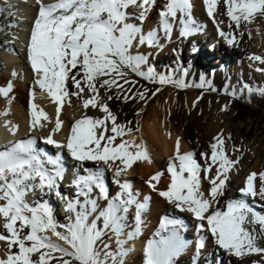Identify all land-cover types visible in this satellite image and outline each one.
<instances>
[{"label": "snow or ice", "instance_id": "6c2138e0", "mask_svg": "<svg viewBox=\"0 0 264 264\" xmlns=\"http://www.w3.org/2000/svg\"><path fill=\"white\" fill-rule=\"evenodd\" d=\"M203 2L208 16L217 23L219 35L229 45L237 43L236 33L231 31L233 24L239 30L242 23H252L258 16L264 17V0H223L230 29L225 33L219 27L223 22L215 20V9L221 0ZM37 3L39 12L31 32L28 59L37 76L35 83L41 89H46L58 105L55 128L43 138L44 142L59 149L65 147L53 136L62 127L58 117L64 98L75 95L83 100L85 109L89 106L98 108L105 115L101 118L84 117L74 122L66 144L72 159L81 165L85 161H93L108 167L119 160L123 167L116 165L114 175L119 191L115 196L109 195L103 179V168H85L87 175H80L77 171L72 182L76 189L75 196L61 197L66 200L65 210L74 215L68 217L67 224H58L47 202L34 201L29 204L25 197L28 192L36 190L41 194L55 191L57 196L61 195L57 184L63 178L61 156L53 158L38 150L35 138L5 145L0 150V218L3 219L2 227L7 235L0 234V241L7 242L8 252L6 257L0 258V264H52L53 261L56 264H123L127 250L120 237L128 227L127 215L135 207L134 228L127 233L128 239H132L140 232L148 197L140 201L131 183L128 180L121 182L119 177L134 162L145 160L151 163V158L143 142L123 139L132 129L117 123V117L107 103L100 101V89L111 91L116 88L117 99L127 101L138 97L144 100L147 90L131 96L127 94L132 88L125 89V85H135L134 81L127 78L128 71L153 83H173L179 88L192 86L183 79L174 80L171 76L158 75L151 66L147 71L143 70L142 66L147 63L146 57L139 53L134 55L132 49L144 45L159 46L160 30L170 39L177 25L181 37L196 34L202 26L192 16L191 0H165L164 7L159 11V27L146 33L141 25L155 0H56L51 4L37 0ZM130 8L138 10V14H130ZM130 19H138L140 24L130 23ZM251 58L264 63V57ZM69 81L76 89L75 92H69ZM206 83L201 77V82L194 86L202 88ZM12 87L11 82L7 87H0V95L8 97ZM86 90L89 96L84 97ZM259 92L264 95V88L259 89ZM112 98L108 96L109 100ZM36 107L30 104V127L38 126L41 118L48 119L46 113L42 110L37 112ZM0 114L8 113L5 111ZM9 131L15 135L18 126L14 125ZM118 138L119 143L116 142ZM215 139L216 143L211 145L212 163H206L203 167L195 159L194 153H180V142L177 139L176 154L167 165L170 183L166 189L159 190L158 194L180 211L192 213L200 222L199 229L209 231L215 244L225 252L237 257L264 255V247L258 244V240L264 237V214L257 212L246 199L257 195L264 197V172L250 173L244 187L238 190L240 198L225 201L226 210L214 209V205L220 204V197L225 195L228 173L236 163L224 151V140L221 137ZM130 148L134 150L130 151ZM201 155L207 161V153ZM214 164L218 165L216 175L209 176ZM162 175V172H157L150 177L148 184L154 191ZM257 178L261 185L259 192L255 187ZM202 180H207L209 184L207 192L202 188ZM94 190L98 191L95 198ZM101 199L106 201L104 207L98 203ZM181 224L180 220L165 218L161 229L168 234L158 232L156 235L159 239L147 242L144 264H174L175 257L188 243L177 230ZM169 225L172 226L170 231ZM247 225H251V231ZM256 225L260 226L258 232ZM60 228L64 231H59ZM49 231L67 243L71 251L53 241L47 235ZM109 232L116 237L119 246L115 253L109 251V244L103 243L102 238ZM204 246V238L198 239L197 251ZM14 247L18 251L13 252ZM253 264L259 262L254 261Z\"/></svg>", "mask_w": 264, "mask_h": 264}, {"label": "bare ground", "instance_id": "6f19581e", "mask_svg": "<svg viewBox=\"0 0 264 264\" xmlns=\"http://www.w3.org/2000/svg\"><path fill=\"white\" fill-rule=\"evenodd\" d=\"M156 1L141 25L145 33L159 27V11L164 7L165 0H161L158 5ZM42 2L51 4L56 0H42ZM191 2L192 16L197 24L202 26L199 32L188 37H181L179 25H177L169 39L164 35L163 30H160L159 46L134 47L132 53L134 55L143 54L146 57L147 63L142 66L143 70L147 71V68L151 66L158 75L171 76L174 80L183 79L186 84L192 86L179 88L173 83L163 85L157 83L159 91H156L155 95L146 93L144 100L137 97L127 101L116 98L118 91L115 88L111 91L100 89L99 99L102 103H107L111 112L117 117V123L132 129V132L125 135L123 139L128 141L135 139L136 143L143 142L151 158V163L145 160L134 162L119 177L121 182L128 180L131 183L132 190L140 201L148 197L147 208L142 215L143 223L140 232L132 239H128L127 233L134 228L135 207L130 209L127 215L128 227L124 235L120 237L124 241L123 247L127 250V254L123 257V264H144V248L147 242L159 239L156 235L158 232L162 235L168 234L161 229L165 218L182 222L177 226V230L181 238L188 242L185 249L175 257L174 264H200L201 259L205 257L208 259L207 264H213L209 262L213 258L215 264H253L254 261L264 264V255L250 254L237 257L220 249L209 231L199 229L200 222L194 218L192 213L180 211L174 204L158 194L159 190L166 189L170 183L167 165L176 154L177 139L180 142L181 154L194 153L195 159L202 167L206 163L211 164V145L216 143V137L224 140L223 148L226 154L230 149L228 147L230 143H226L225 138L232 127L231 115H228V108L225 109L227 105L223 96L244 99L252 86L257 89L264 88V71L257 70L264 69V63L251 58L264 57V17L258 16L252 23H242L239 30L233 24L231 31L236 33L237 43L229 45L219 35L217 23H214L213 19L208 16L203 0H191ZM224 8L223 0H221L215 9V20L223 22L219 24V27L227 33L230 31L229 18L225 15V11L222 12ZM128 11L133 15L138 14L136 9L130 8ZM38 12L37 0H0V87H7L10 82L13 86L8 97L0 95V113L5 111L8 113L7 115L0 114V150H3L4 145L12 142L13 139L35 138V146L38 150L53 158L57 155L61 156L63 172L66 169L63 175L70 176L68 181L64 176L57 181L61 195L57 196L55 191H46L41 194L39 190H36L28 192L25 199L29 204L34 201L47 202L52 209L54 220L58 224H67L68 217L74 214L65 210L66 200L61 197L75 196L76 189L72 182L77 171L80 175H87L85 168L92 170L103 168V179L109 189V195L115 196L119 191L114 175L116 165L121 167L123 165L119 160L112 167L93 161H85L81 165L72 159L66 147L71 126L76 120L84 117L101 118L105 115L98 108L89 106L85 109L83 100L75 95L64 98L58 117L62 121V127L53 136V139L65 144V147L59 149L44 142L43 138L55 128L58 105L46 89H41L35 83L37 76L28 59V45ZM129 22L140 24L138 19H130ZM241 32L243 35H240ZM201 77L207 83L202 88L195 87L194 85L201 82ZM139 85L141 83L136 85L133 93L144 92ZM201 89L205 90V94L200 102L201 97L198 92ZM213 89L217 90L222 97L213 96L211 92ZM68 90L70 93L76 91L71 81L68 82ZM131 93L129 96L133 94ZM83 96H89L87 90ZM108 96L113 98L109 100ZM30 104H35L36 111L42 110L48 117V119L41 118L36 127H30L32 122ZM6 122H9L7 126ZM14 125L18 126L15 135L9 131ZM137 128L139 131H136ZM116 142L119 143L120 138ZM251 149V152L237 155L236 163L228 173L225 195L220 197V204L214 205V209L226 210V200L240 198L238 190L244 187L248 174L264 172V139L254 141ZM133 150L130 148V151ZM202 153H207V161L202 157ZM217 166V164L212 165L209 176L216 175ZM47 167L52 168L51 165ZM157 172H162L163 175L157 184V190L154 191L148 181ZM201 175L203 177L204 174L201 173ZM153 183L156 182L153 181ZM202 188L207 192L209 188L207 180H202ZM259 188H256L257 192ZM97 195L98 191L94 190L93 197ZM246 199L257 212L264 214V197L257 195ZM98 203L101 207L106 205V201L102 199L98 200ZM2 225L3 219L0 218V234L7 235ZM171 227L168 226L169 231ZM58 230L64 231L63 228ZM47 235L71 251L70 246L52 235L51 231ZM200 238H204L205 246L197 251L196 242ZM102 239L103 243L113 248L112 252L118 251L116 237L110 232L106 233ZM259 246L264 247V242H260ZM12 251L16 252L18 249L14 247ZM7 252V242L0 241V258L6 257ZM52 264L56 262L53 261Z\"/></svg>", "mask_w": 264, "mask_h": 264}, {"label": "rangeland", "instance_id": "374dc122", "mask_svg": "<svg viewBox=\"0 0 264 264\" xmlns=\"http://www.w3.org/2000/svg\"><path fill=\"white\" fill-rule=\"evenodd\" d=\"M157 5L161 2V0H157ZM225 11V8L222 10V12ZM206 53V51H205ZM125 71H128L127 69H125ZM130 71H128V79L130 81H134L135 85H125V89L131 87L132 88V93L134 91V88L136 87V85L139 83H141L140 89L143 90L147 95H153V93H156L157 89L159 88V85L157 83H153V82H149L148 80L137 76L135 74H131ZM122 83V81H121ZM116 89V88H115ZM254 90L256 95H260L259 89L255 88V86H252L247 93L249 96V99H247L246 95L244 99H240L237 98L235 96H223V98L225 99V104L227 105L228 108V115H231V123H232V127L229 131V133L227 134L225 141L226 143H230V145H228V147L230 148L227 151V156L230 160L235 161L237 155H241L243 153H248L251 152V146L253 144L254 141L258 140V141H262V139H264V99H262L261 101H256L253 99V94L251 93V91ZM118 91V90H117ZM128 92L127 94L130 95ZM212 95L213 96H219L222 97L221 94L218 93L217 90H211ZM131 93V94H132ZM199 95H200V102L202 101V97L205 94V90L201 89L199 90ZM246 93V94H247ZM121 95H123V93H120ZM122 99V98H121ZM237 101L240 102L242 104H246V106L249 108V112L250 114H248L247 116H245L243 119H241L240 121H234L233 120V110L232 107L230 106L231 101ZM236 139H240L237 140ZM233 146V148H232ZM210 155V153H208ZM216 172V169H215ZM249 175V174H248ZM255 187L259 188L260 187V181L256 180L255 181ZM247 227L249 228V230L251 231V225H247ZM259 225H256V230L257 232L259 231ZM210 240L211 243L213 242L212 237L210 236ZM264 242V237H261L258 240V244L259 243ZM113 248L110 247L109 251H112ZM207 257L201 259V263L200 264H207ZM209 262L215 264L214 262V258L211 259V261L209 260Z\"/></svg>", "mask_w": 264, "mask_h": 264}, {"label": "trees", "instance_id": "16d2710c", "mask_svg": "<svg viewBox=\"0 0 264 264\" xmlns=\"http://www.w3.org/2000/svg\"><path fill=\"white\" fill-rule=\"evenodd\" d=\"M251 93L254 95L253 99L256 101H261L262 99H264V95L260 94V95H256L255 91H251ZM249 94V93H248ZM247 94V99H249V96ZM230 106L232 107L233 110V120L235 121H240L241 119H243L245 116H247L248 114H250V110L249 108L246 106V104H242L240 102L231 101Z\"/></svg>", "mask_w": 264, "mask_h": 264}]
</instances>
